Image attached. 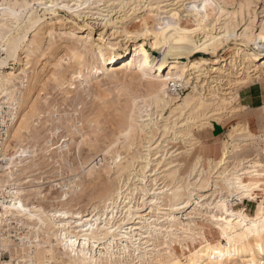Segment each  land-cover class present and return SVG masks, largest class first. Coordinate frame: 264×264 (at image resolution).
I'll use <instances>...</instances> for the list:
<instances>
[{
	"label": "bare ground",
	"instance_id": "obj_1",
	"mask_svg": "<svg viewBox=\"0 0 264 264\" xmlns=\"http://www.w3.org/2000/svg\"><path fill=\"white\" fill-rule=\"evenodd\" d=\"M109 1L74 0V4L69 5L62 0H31L30 3L28 0H0V105L7 106L6 114L12 121L18 115L21 119L13 123L10 135L14 141L10 161L12 168H17L15 175H24L27 169V164L16 161L17 145L25 140H36L27 122L30 111L25 112L30 105L27 102L32 90L30 82L35 77L33 61L53 50L57 34L66 37L62 52L72 63V77L83 74L88 78L101 73L109 78L115 74L113 67L122 63L121 71L132 70L130 73L144 80L148 87L146 97L142 98L148 101L147 106L135 108L136 114L130 116L127 128L121 133L125 141L142 134L145 146L135 156L115 152L112 159L116 183L101 191L96 197L97 203L85 214L65 207L45 211L34 204L37 190L29 191L36 192L32 202L29 197L25 198L28 192L25 188L9 191L12 190L9 187L14 186L13 172L1 175L0 188L8 199L0 203V226L2 220L11 223L19 219L36 233V243L27 241L28 245H35H26L27 250L20 245L18 258L23 264H264L261 229L264 227V196L258 197V192L264 193V164L254 157V160H242L237 168L224 170L229 163L228 156L241 148L232 134L243 126L230 131V143L222 144L218 158L206 159V170L202 157H195L186 178L178 174L181 165L174 164L172 159L180 153L170 151L167 144L178 140L186 146V155H190L197 141L194 130L210 128L211 121L219 123L221 119L215 116L227 108L231 96L222 88V80L230 77L232 84L243 88L249 83L251 73L257 75V70L263 69L264 54L260 51L264 48L261 46L264 31L254 35L250 28H245L242 34H235L232 24L223 23L213 32L210 28L218 23L222 13L218 4L213 13H207L203 6L199 7L201 10L191 4V7L184 4L175 7L162 5V0L147 5L143 0H112L117 1L121 11L124 5L131 3L129 14L140 5L146 8L144 14L147 15L135 23L132 21L137 17L127 15L124 9V14L114 20L108 18V13V16L97 11L91 13V16L103 17L104 28L110 25L112 35L124 36L126 42L120 46L101 36L96 41L90 34L78 37V24L68 25L57 15L58 10L63 9L71 18L81 19L82 7L91 10L94 5L98 8V3L105 5ZM214 1L207 6L214 5ZM34 3L40 11L33 7ZM46 13L53 16V22L52 19L47 22ZM230 38L238 47L233 45V50L228 47L227 56L218 57L216 48L227 47ZM120 47H123L122 53L118 52ZM198 54L211 55V61L200 56L191 59ZM64 60L61 56L54 67L62 68ZM260 61L262 63L256 65ZM11 64L17 65L16 68L10 67ZM52 75L56 81L58 78ZM59 77L62 78L61 74ZM170 80L179 81L190 90L182 97L170 94L167 90ZM166 110L168 116L162 118ZM23 122V127L19 128ZM157 131L159 138H168L163 144L152 143ZM27 182L29 180L23 184ZM194 197L196 200L192 202ZM231 197L239 202L246 199L260 200V203L249 216L242 208L233 209ZM198 221L212 224L219 239L208 241ZM253 224L257 226L256 234L246 229ZM39 232L44 236L42 240ZM8 243V237L1 239L2 246ZM187 243L191 250L184 245ZM172 245H179L180 250L187 253L183 259L176 256Z\"/></svg>",
	"mask_w": 264,
	"mask_h": 264
},
{
	"label": "rangeland",
	"instance_id": "obj_2",
	"mask_svg": "<svg viewBox=\"0 0 264 264\" xmlns=\"http://www.w3.org/2000/svg\"><path fill=\"white\" fill-rule=\"evenodd\" d=\"M30 1L31 0H28L29 3ZM132 1L136 2L137 0H131V2ZM155 1L156 0H143L145 5L150 2L154 4ZM212 1L214 0H162V5L172 4L171 6L175 5V7H177L184 4L189 7L191 4L192 7L196 5L195 7L201 10L199 7L207 6V4ZM62 2H68L69 5L74 4V0H62ZM116 2L117 1L111 0L108 4H105L106 7L102 3H98V8H95V6H97L96 4L94 7L91 6L93 8L91 10L85 9L86 7H82V11H80V13L82 12L81 17L84 14L88 18L84 17V15L81 19H76L75 17L71 18L69 13L63 9H59L57 15L68 25H72L73 23L78 24L80 27V31L76 33V36L78 37H85L87 34H90L92 40L96 41L99 36H101L103 40H107L112 43H120V46H122L126 42V40L124 41V36L122 34L115 33L112 35L113 29H111L110 25L104 28L102 20L103 17H98L96 14L91 16V13L93 14L97 11L96 13H100L104 16H108L109 14L108 18L113 19L124 14L123 12H128L129 8L132 7L130 5L131 3L126 5L127 8L124 5V8L122 7L124 11L122 9V12L119 5H116ZM214 2V5L204 8L202 7V9H205L207 13H213L214 11L212 10L213 8H216V4H218L222 9V13L220 14L221 17L218 23H216L214 27L210 28L213 29V32H215L218 27L220 28L223 23L227 25L232 24L231 29L234 30L235 34H242L244 30L246 31L245 28H250V31L254 33V35H257L258 33L261 34V32L264 31V29L262 30V28H264V0H215ZM140 6L137 7L138 9L135 8V11L137 9L136 12L134 11L135 14H129L130 11L127 13V15L129 14L133 18L137 17L133 19L134 21H132V23L138 22L141 17L147 15L144 14V12H146V8L144 7V9L143 6ZM33 7L35 9L37 7V11L41 10L36 3L33 4ZM100 9L102 12L99 11ZM131 17L129 18L132 19ZM44 18L47 22L49 19H52V22L54 21L53 16L47 13L44 14ZM105 18L107 19V17ZM130 19L125 21H129ZM165 20L166 19H164V22ZM116 28H118V26ZM218 31L221 32L222 30ZM198 34H201V32ZM198 34L197 36L200 38L201 35ZM262 35L264 36V32ZM28 38H31V34ZM231 39L232 38L229 39L227 47L221 49V46H219L216 48L217 50L215 52H217L218 57H226V54L229 52V50H227L228 47L233 48V45L235 48L238 47L233 42V39ZM55 40L56 44L53 46L52 51L46 52L44 55L41 57L39 56L33 61L35 77L30 82L32 90L27 101L30 105L27 104L29 108H27L25 112L30 111L28 112L29 117L27 122L32 126L31 133L36 140H25L21 145L18 144L15 150L17 153L16 161H22L23 163H21V165L27 164V169L24 175L17 176L15 175L17 168H11L13 166L11 165L10 156L13 155V149L11 147L14 146V141L10 139V135L11 129L14 127L13 123L16 121L18 123L21 122L19 121L21 119L18 115V117L14 118L11 124L10 133L7 138L6 163L9 169L3 172V174L6 172L14 173L15 181H12L14 186H10L9 188H12V190H9L8 188L9 191L14 192L20 187L25 188V190L28 191L26 192L27 196L25 198L29 197L32 202L35 200L34 204H38L45 211H49V209L51 210L53 208L60 209V207H65L68 210L71 209V212H82L85 214L91 210L90 206L97 203L96 197L100 194V192L105 188H111V186L116 183L115 165L112 159L115 152H118L121 156H135L140 154V150L142 149L141 147L145 146L142 134H135L131 140L125 141L121 136V133H123V131L127 128L130 116L136 114L135 108L147 106L145 102L147 103L148 101L142 98L146 97L148 87L146 86L144 80L139 79L135 74L130 73L132 70L130 72L125 70L121 71L120 69L123 66L122 63L113 67L115 69V74L109 78L101 75V73L90 75L88 78L83 76V74L82 77L77 75L72 77L74 72L72 70V63L68 62V58L64 57L62 52V47H64V40H66V37L61 35L58 37L57 34V36H55ZM60 42H62L63 45ZM235 42L239 43V40ZM263 42L261 43L262 47L264 46ZM146 48L148 49L147 45ZM118 52L122 53L123 47H120ZM260 52L264 54V48H262ZM61 56L65 60L62 63V68L58 69V71L54 65ZM199 56L211 61V55L203 54L195 55L191 59L198 58ZM87 60H89V58H87ZM126 62L127 61H125V63ZM260 63H262V61L256 63V65H260ZM16 66L17 65L15 64L10 65V67H13L14 69ZM262 68L263 69L261 71L257 70V75H253V73L250 74V81L243 88L232 84L233 82H231L232 79L230 77L223 78L221 86L226 92H229L231 96H229V100L226 105L227 108L220 111L218 113L219 116H215L219 117L221 122L219 121V123H216L211 121V124L223 127V133L220 137L208 140L207 135L210 130L209 127L204 128L201 131L194 130V137L197 141L192 148L190 155H186V146L182 142L178 140L167 142L170 151L180 153L172 159L173 163H180L181 166L179 165L180 167H178V174L181 177L186 178L187 173L190 170V166L197 156L202 157V166L206 170V159L218 158L222 144L224 142L228 144L230 143V133L239 128L241 129L242 126V129L246 128V130L243 131L241 129L242 131L239 130L232 134V137L240 142L241 148L228 156L229 163L224 170L231 167L237 168L244 159H257L259 162L264 164V109L262 110L263 112H261L262 116L260 117L257 130L255 126L252 127L250 125L251 131H249L246 123L249 110H247L243 101V92L247 88L254 85H261L264 89V67ZM52 74L56 75L59 82L54 80ZM58 74H61L62 78L59 77ZM69 83H72V85ZM189 90L190 87H187L180 97H182ZM27 105L25 106L28 107ZM5 107V112H7V106L4 105V108ZM36 108L38 111H36ZM147 109L150 108L147 107ZM167 116L168 111L166 110L162 113V118H166ZM24 122L19 124V128H21V126L23 127ZM158 132L159 131H157L156 136L152 140L153 144H163V141L168 140L167 136L165 137V140L159 138ZM23 135H25L24 132ZM248 135H250V137L252 135V137L250 138ZM207 142L217 144V156L204 155L202 152L198 153L199 145ZM1 175L0 182L3 179ZM25 180H29V182L23 184ZM15 183L17 185L22 183V185L17 186ZM30 190H37L38 196L34 197L36 192H29ZM0 192H2L1 188ZM5 195H3L4 199L7 200V195ZM64 195L66 196L65 198H63ZM263 196V192H258V197ZM33 197L34 200H32ZM195 200L196 197H194L192 202ZM230 202L233 203L232 207L234 210H241L242 208L247 215L252 216L260 203V200L252 202L243 199L239 202L234 197H231ZM188 211L189 210L186 212ZM182 215H184V213ZM11 221L12 222L10 223V221L2 220V225L0 226L3 233H5V236L2 238L8 237L9 239L7 246H4L5 251H8V254L7 252L5 254V261L6 264H15L16 262V264H23L18 258L19 253L17 252L20 249L19 246L23 245L26 249V245L30 246L32 244L28 245V242L33 241L36 243V233L31 231L27 226L21 224L19 219ZM198 224L201 226L204 237L208 241L215 242L219 239L218 233L212 224L206 221H198ZM246 229L251 230L253 234H256L257 232V226L254 224L246 226ZM261 229L264 232V227H261ZM39 234L41 233L39 232ZM40 236L43 235L41 234ZM40 236L39 239L41 238L42 240L44 236ZM35 243L32 245H35ZM53 243L55 242L53 241ZM184 245L190 250L192 249L190 243ZM195 245H197V243H195ZM171 248L180 259H183V256L187 254L185 251L183 252L180 250L179 245H172ZM30 249L34 251V247H31ZM30 249L28 251H30ZM26 260L28 259L26 258ZM51 264L54 263L52 262Z\"/></svg>",
	"mask_w": 264,
	"mask_h": 264
},
{
	"label": "crops",
	"instance_id": "obj_3",
	"mask_svg": "<svg viewBox=\"0 0 264 264\" xmlns=\"http://www.w3.org/2000/svg\"><path fill=\"white\" fill-rule=\"evenodd\" d=\"M243 101L244 105L249 110V115H247L246 123L249 131H251V127L258 128V123L260 121V117L262 116L261 112L264 109V89L261 85H254L247 88L243 92ZM255 130V131H256ZM223 133V127L211 124L210 130L208 132L207 138L208 140L216 139L220 137ZM202 152L204 155H218V147L217 144L213 142H207L202 145H199L198 153Z\"/></svg>",
	"mask_w": 264,
	"mask_h": 264
},
{
	"label": "built area",
	"instance_id": "obj_4",
	"mask_svg": "<svg viewBox=\"0 0 264 264\" xmlns=\"http://www.w3.org/2000/svg\"><path fill=\"white\" fill-rule=\"evenodd\" d=\"M167 90L170 94L176 95L180 97L183 94L184 86L179 81L170 80L167 82ZM6 107L4 105H0V175L3 174L9 168L7 167V155H6V148H7V137L9 136V132L11 129L12 118H10L6 112ZM12 168V167H11ZM3 192H0V203H2L4 199ZM5 236L3 233L2 228L0 227V264H5V254L8 251H5L4 246L1 245V239Z\"/></svg>",
	"mask_w": 264,
	"mask_h": 264
}]
</instances>
